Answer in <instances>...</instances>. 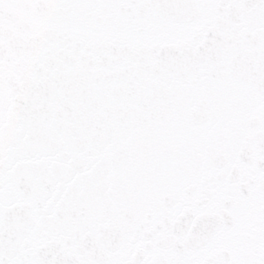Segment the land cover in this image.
Here are the masks:
<instances>
[{"label":"water","instance_id":"1","mask_svg":"<svg viewBox=\"0 0 264 264\" xmlns=\"http://www.w3.org/2000/svg\"><path fill=\"white\" fill-rule=\"evenodd\" d=\"M256 3L264 6V0H0V264H47L62 240L58 222L79 228L84 213L104 218L111 234L128 227L112 214L132 205L124 191L107 185L108 179L116 182L109 166L115 152L127 143L110 147L98 133L102 124L125 128L144 114L159 121L194 119L219 132L225 126V134L197 153L187 185L152 176L163 173L158 159L168 147L160 140L143 145L139 160L149 163L151 176L141 187L155 197L133 207L162 217L166 206L172 223L186 231L178 235L189 240L184 249L196 261L264 264V207L246 210L248 198L239 208L243 221L254 219L263 233H253L254 249L250 239L237 240L233 233H221L225 245L204 239L214 219L228 217L226 208L212 209L198 222L200 197L220 190L221 176L237 195L264 178V147L254 143L264 137V15L245 16ZM144 5L152 10L142 12ZM237 15L255 35L220 25L214 33L209 29L219 18ZM107 27L112 31H102ZM211 66L215 75L206 71ZM188 87L196 95H188ZM228 95L241 104L223 106L218 97ZM238 132L253 141L243 146L249 153L234 158ZM181 191L194 192L192 205L178 207L187 202ZM195 224L204 237L191 234Z\"/></svg>","mask_w":264,"mask_h":264}]
</instances>
